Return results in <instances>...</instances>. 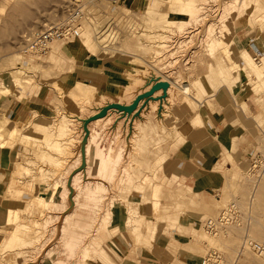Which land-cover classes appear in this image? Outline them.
Listing matches in <instances>:
<instances>
[{
  "label": "rangeland",
  "instance_id": "rangeland-1",
  "mask_svg": "<svg viewBox=\"0 0 264 264\" xmlns=\"http://www.w3.org/2000/svg\"><path fill=\"white\" fill-rule=\"evenodd\" d=\"M192 1L0 0V82L8 88L0 93V149L16 155V174L30 189L16 209L0 208V264H119L117 246L100 235L118 206L135 247L173 250L164 264H185L190 254L199 256L190 264H201L208 251L221 264H264V77L255 70L264 55L250 45L264 43V0ZM76 5L83 8L77 28L91 31L90 45L79 46L78 30V37L50 41L43 54L22 53L31 32L60 24ZM157 82L168 84L165 95L156 89L129 114L108 108L130 105ZM239 86L245 99L234 95ZM226 90L253 156L236 163L227 154L231 164L219 175L221 190L210 192L213 205L196 196L202 206L191 219L177 204L190 197L165 192L151 171L175 164L161 150L180 127L218 139L203 102ZM15 101L31 103L23 121L7 116ZM38 181L49 196L32 195ZM150 200L154 219L145 222L142 205ZM228 205L236 219L207 232L203 221ZM171 211L185 213L181 223L190 228L179 242Z\"/></svg>",
  "mask_w": 264,
  "mask_h": 264
},
{
  "label": "crops",
  "instance_id": "crops-1",
  "mask_svg": "<svg viewBox=\"0 0 264 264\" xmlns=\"http://www.w3.org/2000/svg\"><path fill=\"white\" fill-rule=\"evenodd\" d=\"M236 46H244L243 41L238 38L234 39ZM251 44L257 47V53L251 48ZM250 49L259 57L264 55V43H250ZM242 50V49H241ZM247 71V70H246ZM247 73H250L247 71ZM241 79V77L239 76ZM235 97L245 99L242 96V88L239 86L233 90ZM42 100V99H41ZM43 102V100H42ZM235 99L231 96L230 91L214 93L205 96L203 108L205 117L210 124V130L216 135L214 139L207 131L197 132L196 129L178 128V134L172 138L161 150L166 157L175 161L173 167L166 172L163 165H157L151 171V179L159 183L160 186L167 191L178 194L179 196L190 197L196 206H192L190 198L186 201L178 200L177 204L180 209L187 207L189 211L186 216L191 219L200 215L202 205L197 201L196 196L202 197L207 206H212L213 201L209 198L210 192L221 190L222 182L220 176L224 169L230 166L227 154L237 163L241 160L252 158L251 148L252 141L243 131L242 121L238 113L234 110ZM245 102V101H244ZM31 103L29 101H15L7 108L8 118L15 116L18 121H23L25 113L30 111ZM15 120V121H16ZM196 130V131H195ZM224 132V133H223ZM248 148V150L246 149ZM19 160L16 155H12L10 149L2 147L0 149V208L16 209L19 203H22L27 197L25 193L30 192L29 181L22 179L16 174L19 167ZM152 162V161H151ZM150 162V163H151ZM20 166V165H19ZM35 194L47 197L50 195L49 186L46 182L38 181L35 183V189L31 191ZM202 204V203H201ZM183 205V206H180ZM13 206V207H11ZM15 206V207H14ZM142 214L145 222L153 221L152 201L143 204ZM170 217L173 221L171 228L172 239L179 242L178 237H182L190 229L188 225H184L181 221L185 219V213L178 212L176 217L172 214ZM141 214V215H142ZM5 217V215H1ZM150 218V219H148ZM196 219V218H195ZM186 220V219H185ZM127 215L124 208L117 207V213L114 218L110 231L105 229L100 232L102 243H114L117 246V253L120 257L119 264H164L169 263L172 255V249H153L150 252L144 248L135 247L129 233L126 229ZM170 230V227H169ZM5 228L0 224V236ZM110 232V233H109ZM185 254V253H184ZM182 257L185 264L198 261V255L190 254ZM193 255V256H192ZM187 256V257H186ZM188 261V262H187ZM88 264H98L89 263Z\"/></svg>",
  "mask_w": 264,
  "mask_h": 264
},
{
  "label": "built area",
  "instance_id": "built-area-1",
  "mask_svg": "<svg viewBox=\"0 0 264 264\" xmlns=\"http://www.w3.org/2000/svg\"><path fill=\"white\" fill-rule=\"evenodd\" d=\"M93 1V0H92ZM115 1V0H109ZM83 12L82 6H74L69 10L65 20L58 25L51 26L45 30H36L25 39L22 45V53L29 55L43 54L48 49V44L54 39H69L78 37L79 31L76 21ZM238 216L237 209L228 205L221 210L214 219L207 218L203 221L204 228L209 233H215L220 226L230 224ZM259 249L258 246H253ZM201 264H221L219 254L216 251H208L202 258Z\"/></svg>",
  "mask_w": 264,
  "mask_h": 264
},
{
  "label": "bare ground",
  "instance_id": "bare-ground-1",
  "mask_svg": "<svg viewBox=\"0 0 264 264\" xmlns=\"http://www.w3.org/2000/svg\"><path fill=\"white\" fill-rule=\"evenodd\" d=\"M53 1H55V3H57L58 4V2H60V0H53ZM190 1H192V0H190ZM193 2V1H192ZM192 2H191V4L189 3V5L191 6L192 5ZM61 3V2H60ZM186 3V2H185ZM187 4H188V2H187ZM0 8H2L1 6H0ZM185 8V7H184ZM189 11H187V13H188ZM184 13H185V11H184ZM37 18V17H36ZM37 20V19H36ZM194 20V19H193ZM21 25V24H20ZM99 27H100V24H97V23H95V29H99ZM166 28V27H165ZM78 30H80V31H82V35H81V39H79V42H80V45L79 46H81V45H88L89 44V42L91 41V36H92V34H91V31L89 30V29H82L81 27H79L78 28ZM96 31H98V30H96ZM100 32V31H99ZM80 33V32H79ZM91 44V43H90ZM89 44V45H90ZM262 60V59H261ZM256 63V62H255ZM262 64V63H261ZM253 65V64H252ZM256 68H255V70H256V74L258 75V76H262V77H264V75H263V69L262 68H264L263 66L261 67V65L259 64V63H256ZM253 67L251 66V69H252ZM11 81L14 83H16V84H19L20 85V83H21V81H20V79L18 78V76L17 75H14L13 77H12V79H11ZM15 84V85H16ZM180 88V87H179ZM181 89V92H183L185 95H189L188 94V91H189V87H188V85L186 84V83H183L182 84V87L180 88ZM8 91V88L7 87H5L1 82H0V93H4V92H7ZM154 104V103H153ZM101 119H97V120H94V121H92L91 123H90V125L91 126H93L94 128L96 127L95 125L97 124V122L98 121H100ZM93 129V128H92ZM63 131H66L65 129L63 130Z\"/></svg>",
  "mask_w": 264,
  "mask_h": 264
},
{
  "label": "water",
  "instance_id": "water-1",
  "mask_svg": "<svg viewBox=\"0 0 264 264\" xmlns=\"http://www.w3.org/2000/svg\"><path fill=\"white\" fill-rule=\"evenodd\" d=\"M167 87H168L167 83H165V82H157V83L153 84L148 91L144 92L143 94H139L132 101V103L130 105L124 106V105H118L117 104V105L109 106L108 108L114 109L113 111L119 112V114H125V113L129 114L135 109V107L137 106L139 100H141L142 98L151 97L152 93L158 88H161L164 91L163 95H165V90H166ZM103 116H104V113H103Z\"/></svg>",
  "mask_w": 264,
  "mask_h": 264
}]
</instances>
